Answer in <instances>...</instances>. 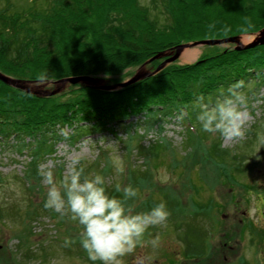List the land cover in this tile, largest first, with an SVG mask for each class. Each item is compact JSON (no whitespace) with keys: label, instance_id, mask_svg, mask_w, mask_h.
Listing matches in <instances>:
<instances>
[{"label":"rangeland","instance_id":"obj_1","mask_svg":"<svg viewBox=\"0 0 264 264\" xmlns=\"http://www.w3.org/2000/svg\"><path fill=\"white\" fill-rule=\"evenodd\" d=\"M31 1L0 0V7L22 12ZM152 1L159 2L139 0L153 12ZM252 33L237 36L245 44L253 40ZM233 46L186 47L166 65L191 64L203 54ZM189 50L194 55L186 61L182 55ZM141 67L127 69L118 83ZM97 79L96 85H112L104 77ZM244 83L250 118L244 137L236 140L203 132L194 104L176 116H131L74 140L68 128L62 139L49 136L48 143L42 137L25 138L24 143L0 139V264H92L79 243L80 225L43 206L48 188L44 174L51 170L59 184L73 157L81 159L85 175L104 177L110 196H122L115 191L117 184L137 188L138 197L128 201L134 212L174 203L166 223L151 227L142 245L122 258L123 264H214L216 259L225 260L222 264H264V234L257 233L264 230V79ZM27 85L39 91L57 86ZM75 89L67 83L49 97L64 100ZM40 146L42 151L31 155ZM121 165L124 172L118 173ZM65 237L76 243L65 247ZM153 239L158 246H152Z\"/></svg>","mask_w":264,"mask_h":264},{"label":"trees","instance_id":"obj_2","mask_svg":"<svg viewBox=\"0 0 264 264\" xmlns=\"http://www.w3.org/2000/svg\"><path fill=\"white\" fill-rule=\"evenodd\" d=\"M152 4L153 12L139 0H32L22 12L0 7V73L27 84L73 76L104 77L117 84L127 69L177 45L264 26V0ZM209 23L216 25L211 32ZM163 59L147 65L155 69ZM250 78L264 79V44L213 50L191 64L166 65L117 90L73 84L77 89L64 100L29 94L0 81V139L24 143L25 138L42 137L48 143L49 136L62 139L68 128L74 140L131 116H176L190 110L197 95L215 99L222 89ZM42 148L32 149L31 155ZM166 206L170 210L174 203L168 200Z\"/></svg>","mask_w":264,"mask_h":264},{"label":"clouds","instance_id":"obj_3","mask_svg":"<svg viewBox=\"0 0 264 264\" xmlns=\"http://www.w3.org/2000/svg\"><path fill=\"white\" fill-rule=\"evenodd\" d=\"M215 27V23L207 26L210 32ZM244 88V81H237L222 89L215 99L203 94L196 96V120L203 132L219 134L226 140L244 137L250 118ZM117 172H124L122 165ZM44 179L48 186L44 208L57 213L60 219L67 217L80 225L79 243L92 264H123L122 258L142 245L148 230L166 223L170 215L164 202L147 212H134L128 201L137 198L139 190L131 184L123 188L117 184L115 191L122 196H110L104 177L85 175L79 157L72 158L59 184L51 170L44 174ZM74 243L75 239L65 237V247ZM150 243L158 246V240Z\"/></svg>","mask_w":264,"mask_h":264},{"label":"water","instance_id":"obj_4","mask_svg":"<svg viewBox=\"0 0 264 264\" xmlns=\"http://www.w3.org/2000/svg\"><path fill=\"white\" fill-rule=\"evenodd\" d=\"M254 35V38L251 42L242 44L239 41V36H229V37H224V38H217V39H205V40H200V41H195V42H189L185 44H180L177 45L174 49L167 51V52H161L156 55H154L151 59L147 60L145 63H143L140 69L136 71V73L131 76L127 81L125 82H120L117 84H112L109 86H102V85H96L94 84L95 82L98 81L97 78H92V77H87V76H73V77H67L60 79L56 82H54L55 85H57L53 90H45V91H39L30 88L27 83L21 81V80H16L13 79L9 76H6L2 73H0V81L3 82L4 84L20 89L26 93L37 95V96H49L57 93L62 89L64 84H77V83H82L88 87L95 88V89H104V90H113L116 87H125L127 85H130L132 83H135L139 80H142L146 77H149L156 72L160 71L167 63L173 62L176 60L182 51V49L186 47H191V46H196V45H208V46H213V45H222L226 43H231L234 46L232 47L233 50L239 51L247 48H252L258 45H263L264 44V26L258 29L256 32L252 33ZM164 57L163 61L153 70V71H147L144 70L143 68L146 64L151 62L154 59L162 58Z\"/></svg>","mask_w":264,"mask_h":264},{"label":"bare ground","instance_id":"obj_5","mask_svg":"<svg viewBox=\"0 0 264 264\" xmlns=\"http://www.w3.org/2000/svg\"><path fill=\"white\" fill-rule=\"evenodd\" d=\"M248 40H246V38H242V42L243 43H245V42H247ZM194 55V52L192 51V50H189V51H186V52H184L183 53V55H182V58L184 59V60H189L190 58H191V56H193Z\"/></svg>","mask_w":264,"mask_h":264},{"label":"flooded vegetation","instance_id":"obj_6","mask_svg":"<svg viewBox=\"0 0 264 264\" xmlns=\"http://www.w3.org/2000/svg\"><path fill=\"white\" fill-rule=\"evenodd\" d=\"M241 222H242V220H241ZM246 222L248 223V225H253L252 224V221L251 220H246ZM254 223V222H253ZM258 230H260V232H257V233H259V234H264L263 232H264V230H262V228L261 229H258ZM256 231V230H255ZM251 232H252V230H251ZM223 262L225 261V260H222ZM213 262H214V264H222V263H220V260L219 259H216V260H213Z\"/></svg>","mask_w":264,"mask_h":264}]
</instances>
